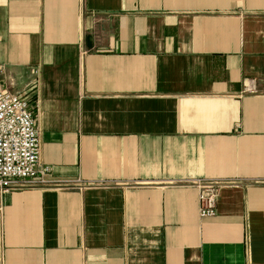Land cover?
<instances>
[{"label":"crops","instance_id":"crops-1","mask_svg":"<svg viewBox=\"0 0 264 264\" xmlns=\"http://www.w3.org/2000/svg\"><path fill=\"white\" fill-rule=\"evenodd\" d=\"M0 83L50 182L0 264H264V0H0Z\"/></svg>","mask_w":264,"mask_h":264},{"label":"built area","instance_id":"built-area-1","mask_svg":"<svg viewBox=\"0 0 264 264\" xmlns=\"http://www.w3.org/2000/svg\"><path fill=\"white\" fill-rule=\"evenodd\" d=\"M47 172L48 167H41L40 133L26 94L13 93L0 83V221L5 194L15 189L16 183L48 185ZM198 185L201 188L200 216L214 217L218 205L217 189Z\"/></svg>","mask_w":264,"mask_h":264}]
</instances>
